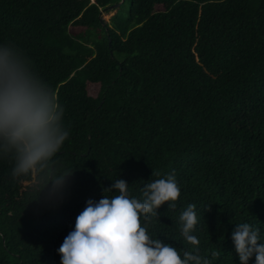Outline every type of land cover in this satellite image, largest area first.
<instances>
[{
	"label": "trees",
	"instance_id": "1",
	"mask_svg": "<svg viewBox=\"0 0 264 264\" xmlns=\"http://www.w3.org/2000/svg\"><path fill=\"white\" fill-rule=\"evenodd\" d=\"M118 1L0 0V50L53 90L69 132L43 170L16 178L0 142V264H61L89 199L124 179L142 200L169 174L180 197L141 217L150 238L183 258L179 216L195 204L200 255L240 264L238 223L264 243V0H123L105 22Z\"/></svg>",
	"mask_w": 264,
	"mask_h": 264
},
{
	"label": "clouds",
	"instance_id": "2",
	"mask_svg": "<svg viewBox=\"0 0 264 264\" xmlns=\"http://www.w3.org/2000/svg\"><path fill=\"white\" fill-rule=\"evenodd\" d=\"M63 112L53 90L39 76L25 69L10 48L0 50V142L16 154L14 178L43 170L61 149L69 136L62 126ZM111 188L119 194L104 195L98 202L89 199L76 217L74 230L58 249L61 264H211L200 255V241L193 234L198 223L195 204L179 216L180 234L192 246L183 258L169 243L150 238L141 226V217L150 222L165 202L176 207L180 188L174 175L145 184L142 200L130 196L124 179L115 180ZM232 240L240 264H248L254 254L255 264H264L259 229L238 223ZM211 255L215 258L219 253Z\"/></svg>",
	"mask_w": 264,
	"mask_h": 264
},
{
	"label": "rangeland",
	"instance_id": "3",
	"mask_svg": "<svg viewBox=\"0 0 264 264\" xmlns=\"http://www.w3.org/2000/svg\"><path fill=\"white\" fill-rule=\"evenodd\" d=\"M93 2V0H91ZM122 1L123 0H119L117 3H118V6L117 8L119 9V11L123 12V9H125V7L122 5ZM117 8H109V9H102L101 10V17L102 19L105 21V22H108L110 23L111 21V16L116 12V9ZM156 8H159L161 9L162 7L159 5V6H156ZM85 30V27H81V26H78V27H75L73 28V32H83ZM87 91L88 93L90 94H94L96 93V86L94 84H91V83H88L87 85Z\"/></svg>",
	"mask_w": 264,
	"mask_h": 264
},
{
	"label": "water",
	"instance_id": "4",
	"mask_svg": "<svg viewBox=\"0 0 264 264\" xmlns=\"http://www.w3.org/2000/svg\"><path fill=\"white\" fill-rule=\"evenodd\" d=\"M117 6H118V3H114V4H111V5L109 6V8L113 9V8H116Z\"/></svg>",
	"mask_w": 264,
	"mask_h": 264
}]
</instances>
